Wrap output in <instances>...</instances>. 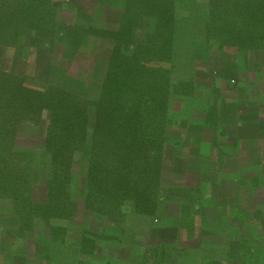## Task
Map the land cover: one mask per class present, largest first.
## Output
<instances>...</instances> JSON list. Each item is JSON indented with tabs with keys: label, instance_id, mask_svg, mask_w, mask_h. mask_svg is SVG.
<instances>
[{
	"label": "rangeland",
	"instance_id": "rangeland-1",
	"mask_svg": "<svg viewBox=\"0 0 264 264\" xmlns=\"http://www.w3.org/2000/svg\"><path fill=\"white\" fill-rule=\"evenodd\" d=\"M46 1L41 6L53 7V19L60 25L78 22L82 25L78 14L82 11L100 28L117 30L120 21L126 17L122 10L127 0ZM211 1L176 0L173 42L166 43L164 52L156 54L154 50H149L155 53L151 56L150 64L167 71L172 99L164 117L166 129L163 145L149 150L144 165L150 181H157L161 193L160 208L167 204H181L185 196L198 194L194 192L198 185H204L210 193H214L213 199L224 206L222 212H225V216L226 207L232 208L233 214L241 215L243 223H236L232 219L233 224L243 232L234 235L239 238L240 251L237 258L229 262L236 264L245 261L251 253L254 260L259 255V264H264V184L258 187L255 183L252 186L247 183L239 187L234 185L230 179L236 174V169H239L242 179L252 173L244 172H248L244 169V160L237 161L227 153L224 155L221 148L218 157L227 162V169L231 173L227 170L228 174L224 175L219 172L214 176L210 174L209 178L212 179L208 180L202 176L200 168L205 155L210 156L213 152L212 155L217 157L214 151L218 145L208 143H218V132L216 134L213 128L205 127L203 123L207 111L211 112L220 105L215 102L236 98L246 127L243 134L247 137L264 134V47L255 52L241 49L230 36L224 34L221 26L212 25ZM136 21L139 27L136 40L143 43L150 21L144 17ZM45 37L33 31L20 37L23 39L21 46L0 47V72L14 77L22 76V79H15L17 82L14 84L18 85L14 96H11L18 107L9 106L6 115L0 108V119H15L8 121L13 132L10 131L11 139L6 142L12 140L8 146L11 154H17H12L16 159L11 166V178L4 179L0 175V264H38L37 259L40 264H46L40 258L47 254L45 249L53 252L51 259L56 260L57 264H109L110 258L125 261L128 255L133 260H140L139 264H145V259L159 264H174L177 259L187 261L188 257H192L189 256L190 251L191 254L195 253L194 257L201 258L199 242L186 233L179 235L182 243H177L178 246L170 243L177 235L175 237V230L166 226L175 227L178 223L169 220L157 223L159 220L156 221L154 212L150 215L137 213L131 199H127L126 207L110 202L106 205L103 199H100V206L96 202L93 207L95 201L91 203V197L83 199L80 193L86 189L84 174L88 172L94 149L90 137L84 149H74L71 142L66 150L70 157L65 161L57 162L53 158L48 137L60 135L67 138L75 132V122H66L71 111L62 108L55 113L44 97L54 85L63 87L61 84L64 81L61 79L65 75L74 85L70 90L76 89V86L81 88V83L77 85L78 79L83 80L86 85L78 92L82 103L80 106L91 108L88 118L93 126L95 116L92 112L95 109L88 105L92 98H85L84 90L91 88L89 93L92 97L100 95L108 62L97 53L93 37L79 41L71 51L72 57L61 52L58 46H49ZM103 45L104 49L111 47L109 43L103 42ZM78 47L80 49L77 51ZM37 48L40 50L37 51ZM56 63H61L68 73L61 69L54 71L51 84H48V70ZM155 118L157 116L152 113L146 120L143 135L145 145H151L152 136L158 138L159 130L152 122ZM201 150L204 154L200 153ZM258 167L261 168V165ZM60 174L62 178L65 176L69 185L64 179L59 182ZM262 174L261 168L259 176L262 177ZM203 182L209 183V186ZM50 206L54 207L52 211ZM192 206L190 204L182 209L191 210ZM57 207H62L64 211L57 212ZM209 207L201 211L214 213L213 207ZM176 208L165 207L163 212L169 209L175 211ZM217 209H220L219 205ZM44 210H48L52 216L42 213ZM250 215L260 217L252 220L248 219ZM151 221L156 223L149 225ZM225 237L212 234L208 235V240L216 242ZM120 241L127 243L126 248L135 249L130 252L129 249L124 250L126 245L122 247L124 244ZM95 244L101 248L93 252L92 246ZM145 244H148V248Z\"/></svg>",
	"mask_w": 264,
	"mask_h": 264
},
{
	"label": "trees",
	"instance_id": "trees-1",
	"mask_svg": "<svg viewBox=\"0 0 264 264\" xmlns=\"http://www.w3.org/2000/svg\"><path fill=\"white\" fill-rule=\"evenodd\" d=\"M45 2L47 1L0 0V47L19 44L21 46L23 39L20 37L34 31L41 37L46 35L45 39L49 46H58L61 52L72 57L71 51L79 41H87L93 37L97 53L104 56L108 62V71L102 81L100 95L92 97L89 93L92 91L91 88L84 90L85 98H92L90 101L87 100L88 105L95 109L94 113L92 112L95 116L93 126L88 118L91 108L80 106L82 103L78 92L86 85L83 80L78 79L77 85L81 83V88L76 86V89L70 90L74 85L68 79L70 77L65 75L61 79L64 81L61 84L63 87L54 85L44 97L55 113L62 108L71 111L73 115H69L66 122H75V132L70 133L67 138L60 135L48 137V147L52 150L53 158L57 162L65 161L70 157L66 150L71 142L74 149H84L90 137L94 149L88 172L84 174L86 189L82 191L80 189L83 199L91 197V203L95 201L93 207L96 206V202L100 206V199L105 200L106 205L110 202L116 206L119 204L126 207L127 199H131L138 212L155 213L157 204L153 202L150 186L154 184L147 176L144 161L152 147L155 149L163 145L166 129L164 117L167 116L172 96L168 87L171 80L166 69L152 66L150 62L151 56L164 52L166 43H172L174 40L176 0H127L122 10L126 17L120 21L117 30L100 28L82 11L78 12L82 25L79 22L73 25L56 24L52 16L54 9L50 6L43 8ZM211 2L212 25L221 26L224 34L230 36L241 49L255 52L264 47V0ZM140 17L150 21L143 43L136 40V30L139 28L136 20ZM103 42L111 44V47L104 49ZM38 48L37 51L40 50ZM78 49L80 48L78 47L77 51ZM149 50H154L155 53ZM62 66L61 63L51 65L47 75L48 84H51L54 71L65 70ZM65 71L68 73V70ZM3 72H0V108L3 115H6L9 106L18 107L11 96H14V90L18 85L14 84L17 82L15 79H22V76L14 77ZM152 113L157 116L152 122L159 130V134L158 138L151 137V145H145L143 140L145 124ZM9 120L15 119L12 117L8 120L0 119V175L5 177L4 179L11 178V166L16 159L13 155H17L13 153L12 155L8 146L12 140L6 142L11 139L13 132L10 130ZM58 177L60 183L64 179L66 185H69L65 176L62 178L60 174ZM49 208L51 211L54 209L53 206ZM55 209L60 213L64 211L62 207ZM42 213L52 216L48 210ZM45 251L47 254L40 257L44 263L57 264L56 260L51 259L53 252H50V249ZM37 260L40 264V260Z\"/></svg>",
	"mask_w": 264,
	"mask_h": 264
},
{
	"label": "crops",
	"instance_id": "crops-1",
	"mask_svg": "<svg viewBox=\"0 0 264 264\" xmlns=\"http://www.w3.org/2000/svg\"><path fill=\"white\" fill-rule=\"evenodd\" d=\"M212 86V85H211ZM223 98V97H221ZM236 98H227L225 101L224 99L222 101L215 102V104H220L219 106H215L212 111H207L205 117L203 118V123L205 127L213 128L214 131H216V134L218 132V143H213L214 141L208 143L214 146L218 145V148L216 152L214 151V155L212 154L205 155V158H202V161L200 162V168L202 170V176L206 177L208 180L209 176H214L218 172L221 173V175H224L229 171L227 169L226 161L223 162V160L219 159L220 155V148L223 150V153L229 154L231 158L239 160H244L246 162V167L244 169H247V171H243L245 173H252L250 176H245L240 178V171L239 169H236V174L232 176L231 182H233L234 185L237 187L247 183V185L252 186L253 183H255V186L258 187V185L264 184V174H262V177L259 176V172L262 168V172H264V134L258 135L256 133L255 135H252L251 137H247L243 134L245 127V123L243 121V117L241 116V108H239V103H236ZM215 139H217V136H214ZM214 140V139H213ZM217 142V141H216ZM203 146L205 144L203 143ZM231 146V147H229ZM207 147V146H206ZM211 147L210 149H212ZM210 149L208 152H210ZM207 152V151H206ZM200 153L204 154L203 150L200 151ZM223 155V156H224ZM211 156L213 157L211 159ZM207 157V158H206ZM227 159V158H226ZM233 159V160H234ZM225 163V164H224ZM261 165V168L258 166ZM258 167V168H257ZM221 171V172H220ZM211 174V175H210ZM228 174V173H227ZM212 179V178H211ZM210 179V180H211ZM242 179V180H241ZM154 185H150L152 188V198L153 202L157 204V210L155 211V217H157L156 221L157 223H162L163 220H169L178 223L175 227H167L174 229V234L176 239L172 240L170 243H182V241H179V235H182V233H186L188 236L192 237L193 239L197 240L199 242V253L201 255V258L194 257V254L189 253L187 261L184 259H177L174 264H230L229 260H234L238 256V252L240 251V241L239 238L234 236L235 234H240V228L239 226L233 224L234 221L243 223L241 220V215L233 214V209L230 207H226L227 214L225 216V212H222L221 203H218L214 197V193H210L208 188H204V185L200 187L198 185L194 192H198L195 196L187 195L184 198V201L179 204H172V205H163L161 208L159 207V201L161 198V193L159 189L157 188V181L153 180L152 182ZM206 186H209V183L203 182ZM249 183V184H248ZM246 185V184H245ZM193 193V191L191 192ZM200 193V194H199ZM229 199V198H228ZM238 200V199H236ZM229 201V200H228ZM238 202V201H237ZM255 203V205H258V203ZM192 204L194 207L191 210H183L185 206ZM203 204V205H202ZM207 205V206H206ZM217 205L220 206V209H217ZM173 206L177 207L175 211L163 212L165 207L173 208ZM209 206L213 207L214 213L210 212H204L201 211L210 208ZM258 207V206H257ZM136 210V207H134ZM183 208V209H182ZM159 209V210H158ZM162 209V211H160ZM220 210V211H217ZM206 211V210H205ZM235 211V210H234ZM137 213L144 214L141 212ZM126 216V213H124ZM144 215H150V214H144ZM158 215V216H157ZM254 217H260L259 215H250L248 219H252ZM202 218V219H201ZM236 218V219H234ZM234 221H233V220ZM239 220V221H238ZM151 221L149 222V225L156 223ZM155 229V228H151ZM162 229V228H161ZM163 230V229H162ZM157 231V228H156ZM243 233V232H242ZM224 235L225 238L217 239L219 241L216 242H210L208 240V235ZM234 236V238H230V236ZM230 238V239H229ZM122 239V238H121ZM129 242V241H128ZM120 243H123L120 241ZM110 244V242H109ZM124 245L122 247L126 249H129L128 251H133L131 248H126L127 243L124 241ZM179 244H177L178 246ZM111 246V245H110ZM136 246V245H135ZM146 248H148V244H145ZM139 247V246H137ZM101 247L97 244L92 246V251L99 250ZM114 249H118L115 246H112ZM192 249V248H189ZM196 250L193 249V251ZM250 253V252H249ZM131 255H128L125 261H118V259H115L116 257L110 258L109 264H139L140 260H133V258L130 257ZM249 257L245 261L236 262V264H259V255L255 257L256 260H254L253 254H249ZM145 264H159L157 261H151L145 259Z\"/></svg>",
	"mask_w": 264,
	"mask_h": 264
}]
</instances>
